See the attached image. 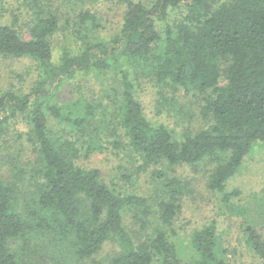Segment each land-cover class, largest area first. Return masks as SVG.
<instances>
[{"label": "trees", "instance_id": "1", "mask_svg": "<svg viewBox=\"0 0 264 264\" xmlns=\"http://www.w3.org/2000/svg\"><path fill=\"white\" fill-rule=\"evenodd\" d=\"M121 1L125 14L118 33L108 39L82 36L80 50L63 48L55 60L49 38L58 27L57 15L38 16L31 38L25 39L5 21L0 0V55L31 57L39 69L30 92L0 94V135L18 115H28L38 161L34 181L39 180L37 193L22 207L16 184L0 174V264H36L20 254L32 248L34 236L53 248L57 264H70V256L88 258L109 240L119 248L111 264H235L221 246L215 222L195 229L187 246L179 245L172 226L181 212V190L172 185L178 179L168 182L170 191L149 239L136 240L123 212L146 205L147 199L118 192L103 181L100 169L78 164L77 141L58 146L49 133V114L76 129L88 155L113 143L140 155L145 164L167 163V171L179 164H214L208 186L221 191L230 207L239 191L227 192V182L255 146L264 144V0ZM172 10L183 19L171 22ZM79 21L78 32L85 24L102 25L90 10L81 12ZM157 22L164 23L162 29ZM134 68L151 70L157 82L173 91L204 94L201 111L209 125L197 132L184 129L179 136L164 122L148 119L136 95ZM104 72L119 76V125L97 126L90 119L93 105L81 98L72 103L76 110L67 113L56 104L65 81ZM161 97L165 106L166 97ZM168 102L178 105L176 98ZM244 231L246 246L264 264L260 233L251 224ZM16 239L21 240L19 250L11 247Z\"/></svg>", "mask_w": 264, "mask_h": 264}, {"label": "rangeland", "instance_id": "2", "mask_svg": "<svg viewBox=\"0 0 264 264\" xmlns=\"http://www.w3.org/2000/svg\"><path fill=\"white\" fill-rule=\"evenodd\" d=\"M85 10L93 11L102 18L101 27L91 28L85 24L82 32H78L79 14ZM49 12L55 13L59 22L49 38L54 59L57 60L63 48L80 50L84 41L82 36L108 39L118 33L125 5L121 0H4L5 21L14 24L25 39L31 38V30L38 16L42 18ZM170 18L174 22L182 20L183 16L177 10H172ZM157 23L162 29L164 23ZM131 72L136 80V95L145 115L152 122H164L179 136L184 129L197 132L209 125V120L201 111L204 94L195 96L184 90L173 91L170 87H163L149 69L134 68ZM38 75L37 62L31 57L0 55V94L9 90L28 93ZM161 93L166 97L165 106L159 102ZM80 98L93 105L90 119L97 126L103 127L108 122L119 125L122 103L117 74L78 75L62 84L54 100L67 113L76 110L77 106L72 103ZM175 98L178 105L168 102ZM27 116L18 115L7 131L0 135V174L8 183L16 184V200L22 207L37 193L39 185V180L37 183L34 181L38 178H34V172L38 174V161L37 152L30 141L32 126ZM121 132L119 128V134ZM49 133L58 146L69 140L77 141L81 151L76 162L100 169L103 181L111 188L147 199L146 205L130 206L123 212L125 225L136 240L149 239L159 224V206L170 191L168 182L178 179L179 182L172 185L181 190V212L172 226L177 230L175 235L179 245L187 246L195 229L215 222L221 246L229 259L235 264H261L262 260L246 246L244 226L253 225L264 240V144L255 146L245 157L239 172L227 182V192L239 191V194L232 195L229 207L223 193L208 186L214 167L210 162L179 164L167 171V163L145 164L140 155L113 147V143L105 144L107 149L88 155L83 150L82 137L76 129L52 114H49ZM162 169L163 174L158 177ZM20 241L11 240V247L19 250ZM31 246L27 252L20 254L32 258L36 264H57L53 248L48 247L43 239L34 236ZM118 251L116 243L109 240L88 258L80 260L70 256V264H111Z\"/></svg>", "mask_w": 264, "mask_h": 264}]
</instances>
